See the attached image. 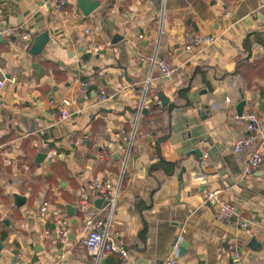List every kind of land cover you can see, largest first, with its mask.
I'll list each match as a JSON object with an SVG mask.
<instances>
[{"label":"crops","instance_id":"obj_1","mask_svg":"<svg viewBox=\"0 0 264 264\" xmlns=\"http://www.w3.org/2000/svg\"><path fill=\"white\" fill-rule=\"evenodd\" d=\"M94 1L99 6L85 15L78 0H67L62 11L51 1L0 0V29L20 26L32 35L30 41L0 35V215L8 220L0 221V264H95L84 243V222L89 216L107 217V201L102 207L95 204L97 198L105 199L98 189L106 181L112 187L121 184L113 229L129 256L113 253L101 264H163L177 238L190 244L182 264H264V163L246 175L248 155L234 149L249 134L238 119L242 100L244 112L256 110L264 121V78L250 88L236 73L245 40L264 30L261 0ZM190 32L212 34L215 40L189 51L185 35ZM44 33L46 45L33 54L36 37ZM250 39L253 62L264 56V47ZM96 46L101 50L95 51ZM156 49L179 66L174 79L157 70L151 74L149 63L141 60ZM76 75L91 82L87 99L74 83ZM150 75L151 101L162 92L169 98L165 107H180L162 115L167 137L160 130L138 139L122 174L124 149L118 134L131 128L139 89ZM186 87V97L180 96ZM103 89L109 97L98 104ZM65 107L71 116L61 121ZM76 141L81 143L65 146ZM195 149L203 151L202 161ZM40 151L49 156L38 163ZM158 154L182 161L183 167L172 177L159 178L154 199L147 200L156 187L149 168ZM211 187L221 188L222 198L238 206L239 217H217L205 198ZM15 195L25 197L21 207ZM141 199L152 205L147 211V201L142 202L148 223L145 243L138 238L143 223L133 210ZM44 201L65 206L66 246L52 221L44 236L38 219ZM252 239L256 250L249 245ZM234 243L241 247L237 261L229 253Z\"/></svg>","mask_w":264,"mask_h":264},{"label":"built area","instance_id":"obj_2","mask_svg":"<svg viewBox=\"0 0 264 264\" xmlns=\"http://www.w3.org/2000/svg\"><path fill=\"white\" fill-rule=\"evenodd\" d=\"M45 2H53L58 11H62L67 3V0H44ZM260 12L264 15V0L260 3ZM164 14V5H163ZM86 32H90L86 29ZM15 36L25 41H30L32 35L20 26H8L0 29V35ZM140 39H144V35H139ZM215 36L212 34H201L199 32H190L185 35V47L187 50H192L198 46H210L213 44ZM101 46H96L95 51H100ZM143 62H148L151 69V74L157 70L162 77L166 79H174L179 74V66L167 58L159 56V51H156L150 56H142ZM16 79H14L15 81ZM151 75L148 77L145 85L140 89L141 100L138 103L132 119L130 129H120L119 141L121 142L124 155L122 158V174L127 170L129 161L133 155L139 138L146 139L151 137V134L146 130L141 129L143 116L146 110L151 107L154 102L149 97ZM74 83L79 85L80 96L87 99L90 95L89 80L83 79L81 76L74 77ZM4 81L0 82L3 85ZM109 95L105 89L101 90L98 104L108 100ZM155 103L160 104L159 98ZM71 116V111L68 108H62L61 121L67 120ZM246 125L249 134L242 137L235 143V151L237 153H246L248 160L245 166V174L251 175L258 171L264 163V121L260 113L256 110L243 112L242 116L238 117ZM81 141L66 143L65 146L72 148L75 144L79 145ZM49 156V154H47ZM98 194H103L107 201L108 215L105 218L89 216L85 219L84 228L86 236L84 243L95 259V264H101L102 260L110 254H119L123 257H128L129 252L125 248L124 243L119 239V234L113 229V215L121 197V184L112 187L110 181H106L99 185ZM223 190L219 187H211L206 190L205 198L209 204L216 208L217 217L221 220L230 221L239 217L240 211L238 206L228 200L222 198ZM83 206L87 205V197L84 196L81 200ZM39 224L42 228L44 236L47 238L50 234L49 224L54 222L57 227L59 241L63 246H66L69 241L70 229L69 218L64 205L44 201L38 211ZM248 222H244L243 226H247ZM233 260H239L241 257V247L238 244H232L229 250ZM140 264V263H137ZM163 264H182L181 241L175 242L167 255Z\"/></svg>","mask_w":264,"mask_h":264},{"label":"trees","instance_id":"obj_3","mask_svg":"<svg viewBox=\"0 0 264 264\" xmlns=\"http://www.w3.org/2000/svg\"><path fill=\"white\" fill-rule=\"evenodd\" d=\"M251 36L254 37V41L258 42L262 47H264V30L251 32L247 40H245V50L240 51L237 55L238 67L236 71V73L238 72L241 78L243 79L245 85L250 88L254 85L256 87L258 86L256 79L264 78V56L255 59L253 62L250 61V49L252 48L253 43V41H251L250 39ZM186 88H182L179 91L180 96L182 94L183 97H186L185 94L189 87ZM188 105L189 102L187 104H184L183 106L186 107ZM178 106L180 107V105H175L172 103L167 107H162L161 104L154 103L151 107H149L147 113H144L143 129L150 132L151 134H154L160 130H164L165 137H167L169 134V127L168 125L163 124L162 115L166 110L170 113L175 107ZM155 160L156 161L153 162L149 168V178H151L153 182H156V187L154 188L153 186L154 189L152 191H149V193L147 194V200L154 199V196L161 185L159 178L172 177L180 168L183 167L182 161H168L161 154H158ZM146 201H144V199L137 200L133 208V210L138 213L143 223V228L141 229L140 234L138 236V238L143 243L146 242V235L148 229V223L145 218L144 212L145 209H147L148 211L152 207V205L148 204L147 201V207L146 205H144L145 209L142 210V202H144L143 204H146ZM120 256L123 257L122 255Z\"/></svg>","mask_w":264,"mask_h":264},{"label":"water","instance_id":"obj_4","mask_svg":"<svg viewBox=\"0 0 264 264\" xmlns=\"http://www.w3.org/2000/svg\"><path fill=\"white\" fill-rule=\"evenodd\" d=\"M78 4H79L81 10L83 11V13L85 15H89L95 8H97L99 6V3L94 1V0H78ZM47 41H48V34L47 33H44V34L36 37V39L32 45L31 52L33 54H38L43 49V47L46 45ZM158 97L161 99L163 107H165L167 105V103L169 102V98L166 97L162 92L159 93ZM245 105H246L245 100H242L237 105L236 109H237V113H238L239 117L242 116V114L244 112ZM146 112L147 111H145V113ZM193 152L196 154L199 161L203 160V151H201V149H195ZM46 157H47V153L45 151H40L36 156V162L41 163L45 160ZM183 170H185V168H183ZM182 174L183 173H181L179 175L180 178H182ZM97 195H98L97 193L94 194L95 197H97ZM15 197H16V205L18 207H21L25 203V197L20 196V195H15ZM105 202H106L105 199L97 198L95 201V204L97 205V207H102ZM67 209L70 211L74 210L72 205H67ZM0 221H3L4 223L8 222L7 219L1 220V215H0ZM178 240L179 239L177 238L175 242H177ZM249 245L254 250L258 249V247L256 245V239H252L251 242L249 243ZM189 247H190V244L187 241H181V254H182V256H184L186 254ZM3 248H4V243L0 237V252L3 250Z\"/></svg>","mask_w":264,"mask_h":264}]
</instances>
